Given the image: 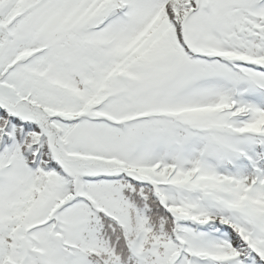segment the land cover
Returning <instances> with one entry per match:
<instances>
[{"label": "snow or ice", "instance_id": "snow-or-ice-1", "mask_svg": "<svg viewBox=\"0 0 264 264\" xmlns=\"http://www.w3.org/2000/svg\"><path fill=\"white\" fill-rule=\"evenodd\" d=\"M0 264H264V0H0Z\"/></svg>", "mask_w": 264, "mask_h": 264}]
</instances>
